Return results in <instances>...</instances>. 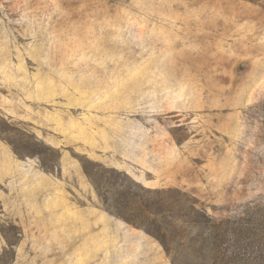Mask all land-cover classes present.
<instances>
[{"label":"rangeland","instance_id":"rangeland-1","mask_svg":"<svg viewBox=\"0 0 264 264\" xmlns=\"http://www.w3.org/2000/svg\"><path fill=\"white\" fill-rule=\"evenodd\" d=\"M250 206L264 0H0V264H83L99 228L204 264V214L213 264H264Z\"/></svg>","mask_w":264,"mask_h":264},{"label":"crops","instance_id":"crops-1","mask_svg":"<svg viewBox=\"0 0 264 264\" xmlns=\"http://www.w3.org/2000/svg\"><path fill=\"white\" fill-rule=\"evenodd\" d=\"M47 216L45 215L44 218H49ZM105 217L103 214L100 215V218L106 220ZM54 218L55 216L52 217V219ZM101 232L102 228H99V230L94 231V235L84 238L82 253L83 264H104L105 245L113 247L111 249L112 253L106 254L109 261L112 262L119 261L120 264H168L164 259V253L152 241L146 239H106L101 236ZM117 245L119 247L123 245L130 246L132 251L130 250L129 254H118L116 253Z\"/></svg>","mask_w":264,"mask_h":264},{"label":"trees","instance_id":"trees-1","mask_svg":"<svg viewBox=\"0 0 264 264\" xmlns=\"http://www.w3.org/2000/svg\"><path fill=\"white\" fill-rule=\"evenodd\" d=\"M15 152L17 154H20V152L16 149H15ZM41 167L44 169L45 168V165L41 163ZM245 214L246 215H263L264 217V206H250L247 208V211L244 213V216L240 217L241 220H245ZM205 217V220L204 222L202 223V234H200V238H198V240L201 241V243L203 244V247H200V258H201V261L204 263V264H213V259H214V245H215V238H216V234H215V230L217 228H219L220 223L218 219L214 218V217H211V216H208L206 214L203 215ZM252 219V218H250ZM231 220L229 219H226V223L224 225H222L223 227H229V223H230ZM248 223L249 222H254V219L251 220V221H247ZM234 223V222H233ZM250 224V223H249ZM264 224V223H263ZM246 231L247 229H254L253 227H247V225H243L241 228H240V231ZM255 230V229H254ZM257 231H260V226L258 228ZM257 231L254 233L256 234ZM162 241V244L164 245L165 247V242L163 239H160ZM225 257V254H223V257L222 259H224Z\"/></svg>","mask_w":264,"mask_h":264}]
</instances>
